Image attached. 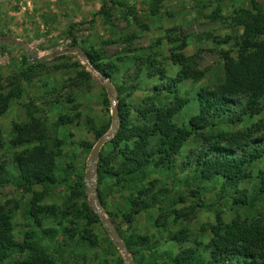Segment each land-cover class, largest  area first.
<instances>
[{
	"label": "rangeland",
	"instance_id": "rangeland-1",
	"mask_svg": "<svg viewBox=\"0 0 264 264\" xmlns=\"http://www.w3.org/2000/svg\"><path fill=\"white\" fill-rule=\"evenodd\" d=\"M156 1L159 2V12L152 16L151 0H0V84L4 93L12 86L22 87L21 96L14 99L8 110L0 116V133L4 142V146L0 147V162L5 165L10 176V183L0 187V208L11 212L13 234L17 241H21L26 232L34 229L38 234L35 246L53 254L60 264H126L123 253L101 222L103 217L114 229L111 216L107 212L115 218L116 224L123 227L126 234L134 231L150 238L148 247L137 246L135 255L129 254L133 260L136 259L135 264L160 263V256L165 252L176 253L181 247L207 242L211 237L208 225L214 223L216 211H220L225 223L237 215L252 223L264 221V192H260L259 180L256 178V172L262 166L260 161L246 166L253 176L238 186L240 190H246L248 205L232 207L229 196L234 195V189H228L227 194L223 195L220 191L223 179L219 176L202 185L204 192L201 200L204 207L191 210L194 198L184 185L190 172L183 171L181 163L188 151L195 146L193 140L176 157L172 171L146 170L144 174L130 178L127 190L114 191L107 198L106 210L97 197L96 172L89 182L95 192L96 203L88 194L86 180L90 171V153L96 142L107 135L111 128L113 104L112 95L107 94L102 86L103 81L97 77L95 71L86 66V62L90 61L84 51L91 49L101 52L104 62L116 64L121 74L120 86L123 92L133 89L126 102L134 117L136 110L145 107L150 98L157 106H168L176 95L191 99L198 90L222 83L224 72L221 52L226 51L236 58L243 31V26L234 23L233 18L245 11H252L251 0ZM256 3L260 9H264V0H256ZM71 36L76 44L72 43ZM168 37L186 41L187 45L182 53L190 58V66L201 72L197 82L182 80L175 84V88L167 90L170 81L159 79L158 76L149 79L146 77V60L149 58L157 62L169 78H174L179 72L180 67L174 65L170 59L171 54L178 51L174 49L175 43L169 42ZM5 39L9 42H5ZM15 42L25 43L31 51H26ZM68 49L73 51L55 55ZM80 53L85 60L79 56ZM49 55L50 58H44ZM38 57L44 59H39V63L32 66L31 77L20 79V75L30 69V66L23 64L24 58ZM83 70L90 77L85 79L79 76V72ZM135 74L140 76L138 81L133 78ZM128 76H131L132 81H127ZM106 95L109 100L108 107L104 103ZM195 106L190 103L176 115L175 121L178 124L186 123L196 112ZM238 108L239 104H234V110ZM259 108V113L234 125L227 124L225 117L209 118V126L205 132H234L252 127L255 130L253 137H264V97ZM75 110L80 113L79 120L56 129L58 116L74 115ZM30 117L44 121L49 131H56L62 142L60 155L57 157L56 175L59 183L54 187H34L36 191L44 194L41 204L55 206L58 212L65 210L70 200L67 185L73 183L76 176L83 175L87 201L100 220V223L90 227L95 236V246L80 239V229L83 227L68 232L73 226L63 221L60 214L57 217H41L38 227L29 217L31 193L18 187L14 165L17 150L8 146L12 138V125L26 123ZM214 122L218 125L213 126ZM107 125L106 132L96 140L92 128L101 130ZM89 145H92L91 149L88 148ZM104 149L107 150V147ZM155 179L172 190L171 196H183L184 201L173 206L180 212V216L173 221L172 208L166 206L139 214L130 228L123 225L118 211L125 210V196L129 192L139 191L146 183ZM77 202L80 203V200ZM159 217L160 221L166 218L165 228L155 224ZM45 228L55 229L59 234L55 239L43 236L41 229ZM182 229L186 230L182 242L169 240L171 233ZM24 257L23 254H13L3 264H14Z\"/></svg>",
	"mask_w": 264,
	"mask_h": 264
},
{
	"label": "trees",
	"instance_id": "trees-1",
	"mask_svg": "<svg viewBox=\"0 0 264 264\" xmlns=\"http://www.w3.org/2000/svg\"><path fill=\"white\" fill-rule=\"evenodd\" d=\"M251 4L252 11H245L233 18L234 23L243 26V31L236 58L226 51L221 52L224 72L222 83L198 90L191 99L176 95L168 106H157L150 98L145 107L136 110L134 117L126 102L133 89L123 92L120 86L121 74L116 64L104 62L105 58L101 52L91 49L84 51L91 65L110 79L117 93L118 127L114 136L101 148L95 171L97 197L105 210L107 198L114 191L127 190L130 178L140 176L146 170L172 171L176 157L191 140L195 146L188 151L181 163V169L190 172L184 185L194 198L191 210L204 207L201 200L204 192L202 185L219 176L223 179L220 187L223 195L227 194L228 189H234V195L229 196L231 206L248 205L246 190H240L238 186L252 178L253 173L247 170L246 166L257 161H260L262 166L257 170L256 178L259 180L260 192H264V137L258 139L253 137L255 130L252 127L234 132L227 130L205 132L209 126V118L225 117L224 121L227 124L234 125L242 123L260 111V102L264 97V39H261L264 36V9L258 7L256 0H251ZM158 12L159 2L151 0L150 14L155 16ZM72 40V43L76 44L73 37ZM168 40L175 43L174 49L178 51L172 53L170 59L174 65L180 67L179 72L174 78H169L166 72L159 68V64L149 58L146 60L148 67L146 77L149 79L158 76L159 79L170 81L167 90H172L175 84L182 80L197 82L201 72L193 69L190 66V58L182 53L187 45L186 41L172 40L171 37H168ZM4 41L9 42L8 39ZM38 63V58H24L23 64L30 66V69L27 73H22L20 79L30 78L32 66ZM78 75L85 79L90 77L84 70ZM138 75L135 74L134 80H139ZM128 80L132 81L131 76L127 77ZM21 94V86H12L4 93L0 84V116ZM104 103L109 106L107 95ZM190 103L196 105V112L186 123L178 124L175 121L176 115ZM236 103L239 104V108L234 110ZM79 118L80 113L77 110L74 115H59L55 127L58 129L60 126L72 124ZM212 125L217 126L218 123L214 122ZM107 129L108 125L101 130L92 128L96 140ZM11 134L8 147L17 150L14 155L16 180L18 187L31 193L29 217L33 224L38 227L41 217L47 215L57 217L60 214L63 221L73 226L68 232L83 227L80 229V239L95 246V236L90 227L100 223V220L87 201L83 175L76 176L74 182L67 185L70 200L66 209L60 212L55 206L42 205L44 194L34 189L35 186L54 187L59 183L56 175L57 157L60 155L62 142L57 137V132H50L44 121L30 117L26 123H14ZM1 146H4V142L0 133ZM88 148L91 149L92 145ZM236 152L240 154L237 155ZM8 183L9 172L0 162V187ZM171 194L172 190L166 184H159L157 179L146 183L137 192H129L125 196V210L118 211L121 223L130 228L139 214L166 206H171L174 213L172 219L177 220L180 212L173 206L182 203L184 198L182 195L173 197ZM107 213L111 216L114 230L129 254L135 255L137 246H149L150 238L147 235H139L134 231L126 234L123 227L116 224L115 218ZM160 217L155 224L165 228L166 218L160 221ZM12 219L11 212L0 208V264L13 254L25 256L14 264H60L53 254L35 246L38 234L34 229L26 232L21 241H17L13 234ZM208 229L211 237L207 242L181 247L176 253L165 252L160 256L161 262L156 264H264V221L252 223L237 215L225 223L220 211H216L214 223L209 224ZM168 232L171 233L170 230ZM41 233L55 239L59 231L45 228L41 229ZM185 233V229L171 233L169 240L182 242ZM134 260L136 262V259Z\"/></svg>",
	"mask_w": 264,
	"mask_h": 264
},
{
	"label": "water",
	"instance_id": "water-1",
	"mask_svg": "<svg viewBox=\"0 0 264 264\" xmlns=\"http://www.w3.org/2000/svg\"><path fill=\"white\" fill-rule=\"evenodd\" d=\"M17 45H20L22 46L26 51H31V49L29 48L28 45H26L25 43H22V42H15ZM73 50L72 49H68V50H63V51H59L57 53H55L56 56L58 55H61L63 53H66V52H72ZM33 54L34 56L35 53H31ZM79 56L85 60V58L82 56V54L80 53ZM51 55L49 56H45L44 58H50ZM44 58H39L38 59H44ZM86 66L92 70V71H95L96 74H97V77L103 81V88L106 90L107 94H111L112 95V108H111V111H112V125H111V128L108 132L107 135L105 136H102L97 142L96 144L93 146L92 150H91V153H90V158H89V164H90V171L88 172V178L86 180V183H87V187H88V194L89 196H91L92 200L94 203H96V196H95V192L92 188V185L89 184V182L92 180V178L94 177V174H95V163L97 161V158H98V153H99V150L100 148L102 147V145L104 144V142L106 140H108L109 138H111L116 129H117V125H118V108L116 106V101H117V97H116V93H115V90H114V87L111 83V81L109 80V78L105 75V74H102L98 71L95 70V68L91 65L90 62H86ZM96 210H97V213L98 215H100V211L99 209L96 207ZM101 222L104 224L107 232L111 235V238L113 240V242L115 243V245L117 246V248L123 253L124 255V258H125V261H126V264H135V261L133 260L132 257L129 256V253L127 251V249L125 248V246L123 245L122 241L120 240L119 236L117 235V233L114 231V229L111 227V225L107 224L105 219L103 217H101Z\"/></svg>",
	"mask_w": 264,
	"mask_h": 264
}]
</instances>
